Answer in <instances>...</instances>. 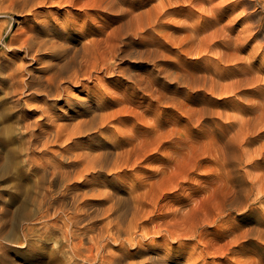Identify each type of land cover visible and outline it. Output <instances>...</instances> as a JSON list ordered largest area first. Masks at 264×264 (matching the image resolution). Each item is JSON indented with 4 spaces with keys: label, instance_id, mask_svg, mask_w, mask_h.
<instances>
[{
    "label": "rangeland",
    "instance_id": "rangeland-1",
    "mask_svg": "<svg viewBox=\"0 0 264 264\" xmlns=\"http://www.w3.org/2000/svg\"><path fill=\"white\" fill-rule=\"evenodd\" d=\"M86 1L46 5L34 13L77 29L79 33L74 31L68 37V50L78 49L88 40L101 41L97 44L107 54L110 68L92 70V80H85L82 87L68 85L62 98H47L51 122L40 113L31 116L41 124L68 127L71 132L76 123L88 118L81 115L83 101L101 96L110 102L124 99L106 112L122 109L120 118H127V123L121 124L118 118L108 123V131L92 130L76 135L72 142L49 146L56 157L62 155L63 147L75 154L96 151L101 141L114 145L118 132L136 143L135 155L118 177L114 176L118 170H112L96 182L93 176L71 181L84 184L77 205L91 216L83 223L98 221L102 225L112 220L114 216L107 218L104 209L112 203L120 209L133 189L143 198L139 209L145 218L134 242L122 246L129 261L146 264L149 257L170 254L169 264L194 260V264H264V0H151L122 20L116 12L122 6L111 7L118 6L117 0H106L96 13L83 6ZM156 8L164 13L157 15ZM21 16L0 17V24L10 22L4 38L11 39L17 29L27 26ZM83 32L90 35L85 38ZM60 44L61 39L55 47ZM0 55L13 60L15 66L23 65L27 73L59 61L44 56L35 62L4 44H0ZM5 86L0 81V98L10 109V123L17 126L19 111L28 109L25 99L30 109L38 102L27 92L21 96V104L13 107L15 97L7 95ZM2 126L0 120V131ZM23 170L28 171L27 167ZM3 187L0 181V189ZM103 193L112 198L115 193L114 202ZM8 197L0 192V207L13 210L16 204L7 202ZM34 209L30 203L29 210ZM25 222L18 225L16 244L3 241L9 245L0 264H71L66 254H53L58 250L57 241L55 236L45 239L41 222ZM26 224L35 225L34 231L25 230ZM21 227L28 241L36 239V247L41 248L38 253L28 248ZM168 231L181 236L164 239ZM126 237L120 234L116 242L104 243L116 246Z\"/></svg>",
    "mask_w": 264,
    "mask_h": 264
},
{
    "label": "bare ground",
    "instance_id": "bare-ground-1",
    "mask_svg": "<svg viewBox=\"0 0 264 264\" xmlns=\"http://www.w3.org/2000/svg\"><path fill=\"white\" fill-rule=\"evenodd\" d=\"M150 1L151 0H117L118 6L113 5L111 7L122 6L116 11L119 14L117 18L122 20V16L125 18L127 14L131 15L134 13V10L146 6ZM62 2L76 4L79 3V0H0V17L22 15L27 24V26L17 29L12 35V38L7 40L3 35L10 22L9 20L4 21L0 24V44H4L7 49L10 48V50L13 51L15 48L16 50L22 51L25 57H29L35 62L41 61L44 56L59 60L53 61L46 69L44 68L38 72L27 73L23 65L15 66L13 60L0 55V81L2 86H4V84L6 85L5 89L7 90V95L13 98L15 97V101L13 100L15 105L13 104V107H17L18 104H21V96L27 92L28 94L33 93L36 98L35 100L38 102V105L30 109L31 105H27L29 100H23L28 109L23 108L22 111H19L20 114H17L18 123H16L17 126H15V124L10 123L11 119L8 116L10 115V109L4 106L3 98H0V120L3 123L2 130L0 131V181L4 183V187L0 190L9 195L7 202L16 204L13 210L8 207H0V256L5 257L7 255L4 249L7 248L9 244H4L3 241L17 243L18 237L16 231L19 223L20 226H22L24 224H22V222L37 220V222L43 224L42 230L45 239H50L51 236H55L58 250L53 254H66L71 264H135L129 261L127 258L129 254L124 252V247L122 246L132 241L134 242L133 236L135 234L137 235L140 224L144 222V219L141 221L144 216L142 215L141 209H139L143 202L142 196L135 194V190L132 189V191L128 193L126 199H124V206L120 207V209H116L114 203L110 204L107 209H104V214H108L107 218L114 216L112 220L102 225L98 221L97 223L95 221L83 223L91 216V214L81 211L80 205H77L80 195H82L79 190L84 184H79V181L78 183H71L73 179L80 180L83 178V181L86 180L88 176H93L92 178L95 179L94 182H96L103 173L112 170H118L116 173L113 172L114 176L122 173L124 169L121 168L128 165V160L131 159L137 148L135 147L136 143L134 144L133 139L128 140L122 133L118 132L114 133V145L106 141H101L97 148H95L96 151H93L94 148H88L89 150L84 153L75 154L72 149L65 150L63 147L64 152L62 155L56 157V155L49 150L51 144H63L68 140L72 142L76 135L82 133L92 130H98L99 133L105 130L108 131V123H111L113 120H118L122 113V109H115L116 111L112 112H106V110L115 105L122 104L124 99L120 98L116 100L113 97L116 101L110 102L106 100L108 99L106 96H101L99 98L97 97L98 99L90 98L91 100L89 102L83 101L81 104L85 107L82 108L81 115L87 116L88 118L76 123L74 127H72L71 132L68 131V127L54 129L52 125L47 126L45 123L41 124L42 122L40 123V120L31 117L33 113H40V116H44L47 121H50V117H47L48 114H50L48 113L50 109L48 102L50 101H48L47 98H51V96H59L62 98L65 93H68V85L74 84L82 87L85 80H92V70L99 67L107 71L110 68L107 54L100 50L99 44L101 41H94V39L88 40L82 43L78 49L68 50L67 46L70 40L68 37L72 32L77 31V29L73 27L71 29L68 25L63 26L61 23L57 22L58 19L50 17L49 15L45 14L43 17H39L34 13L37 8L46 5L60 7ZM103 3H107V1L89 0L84 2L83 6L92 8L96 13L101 9L102 5H104ZM161 8L154 9L155 13H158L157 15L164 13ZM112 9L113 8H110V10ZM138 15H140V17L142 16L141 13ZM30 16L34 17L29 19L28 17ZM61 33L63 34L62 38H60ZM82 35L86 38L90 34L83 32ZM80 36L81 35H79V37ZM60 39L62 44L56 48L55 46H58L56 43ZM61 48L65 51L62 55H60ZM63 84L67 86L62 87ZM133 86L134 85H132V87ZM13 109L15 110V108ZM119 122L125 124L128 122V119L120 118ZM20 151H22L21 155ZM72 157H74L73 160L75 161H64L71 160ZM78 163H82V168L78 167ZM23 167H27L28 171L24 172ZM32 171L34 174H29ZM103 182L107 183L105 180ZM151 184L150 182V185ZM103 194L106 199L112 198L110 193ZM112 195L113 198L116 197L115 193H112ZM113 198L111 201L114 202ZM30 203L35 208L32 211L29 210ZM68 207L74 209V211H68L66 209ZM34 226L35 225L26 224V228L24 229L34 231ZM21 228L28 248L38 253L41 248L36 247V243H34L36 239L32 240L33 242L28 241L25 230L23 227ZM183 229L184 228H182V230ZM142 230L143 232L145 231V229ZM120 234H125L127 237L116 244V246L110 243H104L105 240L116 242ZM43 235H41V237ZM167 236H175V238H178L181 235H175V233L168 231V234L163 236L164 239L167 238ZM171 240L173 241V239ZM151 241L153 242L155 240ZM138 250H140V248ZM180 257L182 258L183 255L181 254ZM170 259L171 256L168 254L149 257L145 262L146 264H169L171 263ZM195 262H197V260H194L191 264Z\"/></svg>",
    "mask_w": 264,
    "mask_h": 264
}]
</instances>
